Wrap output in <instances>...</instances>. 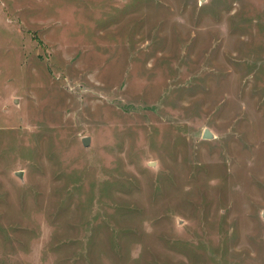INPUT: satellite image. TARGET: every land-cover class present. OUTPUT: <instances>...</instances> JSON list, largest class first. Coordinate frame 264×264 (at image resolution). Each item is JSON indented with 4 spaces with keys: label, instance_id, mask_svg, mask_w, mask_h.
Listing matches in <instances>:
<instances>
[{
    "label": "rangeland",
    "instance_id": "rangeland-1",
    "mask_svg": "<svg viewBox=\"0 0 264 264\" xmlns=\"http://www.w3.org/2000/svg\"><path fill=\"white\" fill-rule=\"evenodd\" d=\"M0 264H264V0H0Z\"/></svg>",
    "mask_w": 264,
    "mask_h": 264
},
{
    "label": "water",
    "instance_id": "water-1",
    "mask_svg": "<svg viewBox=\"0 0 264 264\" xmlns=\"http://www.w3.org/2000/svg\"><path fill=\"white\" fill-rule=\"evenodd\" d=\"M215 136V134H214V132L211 130V128L210 127H205V129H204V131H203V137H205V138H212V137H214ZM82 144L84 145V146H87L88 144H89V136H84V137H82ZM18 176H21V170H16V172H15Z\"/></svg>",
    "mask_w": 264,
    "mask_h": 264
}]
</instances>
